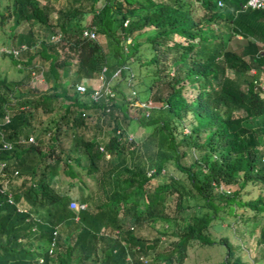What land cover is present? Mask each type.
I'll return each instance as SVG.
<instances>
[{
  "label": "trees",
  "instance_id": "trees-1",
  "mask_svg": "<svg viewBox=\"0 0 264 264\" xmlns=\"http://www.w3.org/2000/svg\"><path fill=\"white\" fill-rule=\"evenodd\" d=\"M80 1H88L86 9L92 15L87 26H93L95 40L80 36L86 26H67L69 15L82 8ZM244 2L103 0L95 6L94 0H78L57 9L49 0L0 4V25L7 19L11 28L22 21L28 25L12 35L14 46H7L19 48L18 54H2L28 76L32 59L37 57L47 63L51 76L49 87L34 94L32 89L17 90L20 78L0 74V118L8 115L7 121L0 122V136L14 142L12 149H0L4 164L0 170V264H147L138 256L155 250L161 235L168 239L162 250H155V256L167 264H182L191 240L220 243L225 248L222 264H241L229 239L213 238L208 227L213 219L222 218L221 209L231 215L235 206L255 214L264 211V121L256 123L264 115V98L260 84L253 81L257 77L239 86L227 74L228 70L264 68V9L243 8ZM52 10L57 12L54 21L49 18ZM124 19H128L126 26ZM215 23L218 28L213 27ZM41 26L60 32V39H45L39 33ZM220 26L229 36L239 34L244 39L239 53L227 48ZM144 27L151 30L142 39L131 37L125 45L126 36ZM98 34L103 42L97 40ZM142 45L151 50L148 57L141 54ZM169 52L173 55L167 59ZM134 63L151 67L150 82L139 88L147 92L155 86L152 98L160 101L147 108V113L134 103L144 100L138 96L139 89L127 95L116 88L120 80L133 87L128 82L134 78ZM169 65L175 69L171 76L165 72ZM102 66L106 80L119 69L116 82L110 85L114 96L109 101L104 97L91 100L87 96L90 86L85 93L74 90L75 82L95 78ZM68 74L69 84L64 79ZM155 80L160 82L155 84ZM184 86L194 93L185 95ZM54 97H61L65 104L53 123L40 130L48 132L46 147H41L39 131L33 135L34 142H17L33 133L38 109L51 111ZM131 107L138 110L136 116L129 113ZM93 112L97 113L94 130L86 135L85 118ZM107 117L112 120L111 132L103 139ZM132 117L140 126L150 127L137 143L115 134L118 128L125 135ZM66 131L70 134L68 150H56L60 133ZM189 148L197 149L199 155L184 164L182 158ZM120 153L124 155L113 162L111 157ZM41 161L45 162L39 169ZM168 164L184 179L169 174L167 183L150 187L151 178L165 172ZM59 173L68 177L63 189L48 176ZM83 175L94 177L91 186ZM249 182L260 183L262 192L243 199L240 189ZM74 186L78 190L75 198L69 193ZM172 194L175 210L169 215L163 202ZM189 198L197 206L184 216ZM70 200L84 202L86 207L71 209ZM157 219L170 220L169 229L161 226L151 239L136 233V226ZM54 230L56 245L49 254L47 245ZM263 236L264 223L259 232L260 239ZM38 256L42 261L38 262Z\"/></svg>",
  "mask_w": 264,
  "mask_h": 264
},
{
  "label": "rangeland",
  "instance_id": "rangeland-1",
  "mask_svg": "<svg viewBox=\"0 0 264 264\" xmlns=\"http://www.w3.org/2000/svg\"><path fill=\"white\" fill-rule=\"evenodd\" d=\"M10 0H0V4L4 5ZM43 2L44 0H39ZM76 4L78 0H49V3L57 9L59 6L66 5L68 3ZM103 0H94L95 6H100ZM82 8H78L74 10L67 19V26L71 29L74 28V23L80 24V26H87L90 24V19L92 13L87 11L86 7L88 5V1H80ZM2 10V6L0 7ZM56 10H52L49 14L50 20L54 21L56 18ZM11 20L7 19L3 24L0 25V74H5L9 78H20L22 80L21 85L17 87V90L26 91L29 89L33 90L34 94H37L40 91L45 90L51 84V76L47 72V63L45 61H41L39 58L34 57L32 60L33 66L29 67L30 72L29 76L27 75L26 71H17L14 63L10 58L2 54L1 48L3 47H10L14 46V41L12 35L16 32L24 31L27 28V23L22 21L16 27H10ZM213 27L218 28L219 25L217 23L213 24ZM222 30V39L226 43L227 48H230L237 53L240 52L244 39L239 36V34H235L233 36H229L226 28L220 26ZM151 29L150 27H144L139 31H134L131 37L142 39L143 36L149 32ZM53 31L45 28L39 27V33L43 35L45 39H48V36ZM229 36V37H228ZM173 39H179V37L175 34H172ZM97 40L99 42H103L104 38L102 35L97 36ZM130 41V40H129ZM170 42V40L168 41ZM129 42H125V45ZM263 45V44H262ZM128 47L126 46V51ZM140 52L143 56L148 57L150 55L151 50L146 49L144 45L140 46ZM173 55L172 52L167 53V59L171 58ZM22 55H19V58ZM23 57V56H22ZM143 58V57H142ZM245 58V57H244ZM134 66V67H133ZM133 74L134 78L130 80L128 83H132V88H129V84L125 83V80H120L117 83L116 88H120L124 91L125 94H131L132 90H138V96L143 97L144 100H149L151 104H155L158 106L160 104L159 100H155L152 98V94L155 91V86L150 91L140 90V87H143L145 84L150 82L151 76L150 66L140 65L138 66L136 63L133 64ZM174 68L169 65L165 68V72H167L168 76H171L174 72ZM252 70H247L245 72H236L233 70H228L227 74L231 78H233L239 86H243L245 80H248L251 77ZM70 74V73H69ZM67 75L64 79L69 84L71 81V75ZM161 74V72H160ZM27 75V76H26ZM117 77V76H116ZM140 78V80H139ZM117 78L109 79V83L112 86L116 82ZM141 81L139 85L137 84L138 80ZM86 86H93L97 83L96 77L90 79H82ZM160 81L155 80L154 83H159ZM160 89L162 93H165L166 87L164 84L160 83ZM194 89L184 86L183 93L188 97L194 93ZM116 98L120 97V93L115 91ZM141 101V100H140ZM136 104V102H134ZM65 104V101L61 97H54L50 101L51 111L42 112L38 109L37 117H35L34 122V131L32 135H35L36 132H40L41 128L45 125L50 126L53 123V120L56 119L58 114L62 112L61 105ZM129 113L132 116H136L138 110L136 108L131 107ZM97 113L93 112L89 116L85 118L87 122V128L84 129L86 135H90L94 130V122L96 121ZM260 118V119H259ZM2 119L0 118V122ZM260 121H264V115L262 117H258L256 123ZM111 125L112 120L111 118L106 119L105 124L103 125L104 134L101 135L103 139L106 138V132L110 134L111 132ZM126 131L125 134L133 143L140 142L145 135L149 132L150 127L140 126L136 121L135 117L130 119L125 127ZM184 131H188L186 127L183 129ZM40 139L42 140L41 147L45 148L48 143V132H40ZM70 134L66 131L65 133H60L59 135V143L56 144V150H63L64 152L68 150V143H69ZM124 153H120L118 156L111 157V160L117 161L121 158ZM199 155V151L197 149L189 148L188 154L182 158V162L187 164L189 161L194 159ZM45 161L39 162L38 168L40 169ZM150 170V169H149ZM149 173V172H147ZM169 174H172L174 177L183 178L181 172H179L172 164H168L166 171L161 172L156 177L151 178L149 182V186H153L154 184L159 183H167L169 180ZM50 180L55 183L59 184L60 188H64L66 186V182L68 181V177H66L63 173H59L58 175H48ZM83 178L88 183L89 186L93 184L92 176L83 175ZM78 190L76 187H72L69 190V193L75 198L77 195ZM262 192L260 188V183H247L244 187L240 189V195L243 199L253 198L256 194ZM175 202L176 197L174 194L166 195L164 198V206L166 211L171 215L175 210ZM189 207L183 210V215H188L190 212L195 210L196 204L194 198H189ZM218 213L222 215V218H216L211 221L210 226L208 227V231L213 238H219L220 236H226L229 241L233 244V255H238L241 260V264H264V236L260 239L259 232L262 224L264 223V211L260 213H253V211L247 207L243 206H235L234 208V215L228 214L225 212L224 209H221ZM170 223V220L166 219H157L151 223H142L135 227L136 231L143 236H146L148 239H151L156 233L157 229L161 226H167ZM169 229V227H168ZM105 230H109L108 227ZM168 235H161L160 241L158 242L155 250H162V248L166 245ZM155 250L150 249L148 254H145L144 257L147 258V264H157L159 260L160 264H167L163 259L157 258L155 256ZM225 256V248L220 243H210V244H200L195 240H191L187 246V257L184 258L182 264H222L223 258ZM170 264H176L172 262Z\"/></svg>",
  "mask_w": 264,
  "mask_h": 264
},
{
  "label": "built area",
  "instance_id": "built-area-1",
  "mask_svg": "<svg viewBox=\"0 0 264 264\" xmlns=\"http://www.w3.org/2000/svg\"><path fill=\"white\" fill-rule=\"evenodd\" d=\"M243 8H251V9H259V8H264V0H245V2L242 4ZM128 23V19H124L122 22L123 26H126ZM80 36L86 39H90V40H95L96 39V33L94 31L93 26H86V27H82L80 29ZM61 37V33L60 32H52L49 34L48 36V40L49 41H57L59 40ZM130 40V36H126L125 38V42H129ZM20 48H22L23 46L20 45ZM18 49L19 48H8V47H3L1 48V51L4 52H10L11 54H13L14 56H16L18 54ZM124 50H126V47H124ZM104 70H105V66H102V68L100 69V71L97 73L96 75V80L97 83L91 87V90L87 93V96L93 100H99L100 97H104V100L109 101L110 97L114 96V91L112 90L109 80L105 79L104 76ZM250 70L253 71V69L251 68ZM119 73V69L114 70V72L112 73V77L117 76ZM253 81L255 83L258 82L257 79H253ZM260 84V89H261V94L262 97L264 98V81L262 83L258 82ZM74 86V90L77 93H85L86 91V85L83 81H78L75 82L73 84ZM133 93V91H132ZM137 105L141 106V107H145V113H147V108L152 107V106H156L155 104H151V102L149 100H137L135 101ZM106 110H108V108H106ZM8 120V115L5 114L2 118V121H7ZM115 134H117L120 138H125V139H130L125 135H120V129H116L115 130ZM261 140L264 143V132L261 134ZM34 136L32 134H29L26 138H20L17 142H34ZM14 145L13 141L4 139L2 136H0V149H12ZM98 148L101 150L102 146H98ZM264 150V149H263ZM106 157H108V154H105ZM261 160L264 161V154L261 156ZM3 162H0V170L3 167ZM7 179H5L3 181V187H5ZM8 200L11 201V197H10V193L7 194ZM69 207L71 209L74 210H78V209H83L86 207V203L84 202H78L76 200H70L69 202ZM23 210H25L23 208ZM76 218V217H75ZM56 230L53 231V236L51 237L50 241H48V245H47V250L49 254H52L54 247L56 245ZM127 259L129 260L130 258L127 256ZM138 259L142 262V263H146L147 262V258L144 257L143 255H139ZM38 262L42 261L41 257L38 256L37 257ZM98 264V263H95Z\"/></svg>",
  "mask_w": 264,
  "mask_h": 264
},
{
  "label": "crops",
  "instance_id": "crops-1",
  "mask_svg": "<svg viewBox=\"0 0 264 264\" xmlns=\"http://www.w3.org/2000/svg\"><path fill=\"white\" fill-rule=\"evenodd\" d=\"M264 9V8H263ZM240 37H241V35H239ZM264 45V44H263ZM262 45V46H263ZM245 58H246V56H244ZM251 69V68H250ZM249 69V70H250ZM253 69V71H252V73H250L251 74V77L253 76V77H257L256 79L258 80V82H260V83H262L263 81H264V68L263 69H255V68H252ZM55 184V183H54ZM57 185V184H56ZM58 187H59V184L57 185ZM75 217H77V215H75ZM74 217V218H75ZM76 219V218H75ZM137 227V226H136ZM135 231H136V229H135ZM138 231H139V229H138ZM138 231H136V233L137 234H139V235H141L140 233H138ZM143 236V235H142ZM187 257V256H186ZM183 263V262H182Z\"/></svg>",
  "mask_w": 264,
  "mask_h": 264
}]
</instances>
